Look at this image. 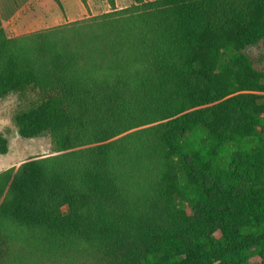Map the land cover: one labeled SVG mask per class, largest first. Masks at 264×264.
<instances>
[{
  "label": "trees",
  "instance_id": "16d2710c",
  "mask_svg": "<svg viewBox=\"0 0 264 264\" xmlns=\"http://www.w3.org/2000/svg\"><path fill=\"white\" fill-rule=\"evenodd\" d=\"M108 2L0 28V100L52 146L0 172V264H264V0Z\"/></svg>",
  "mask_w": 264,
  "mask_h": 264
},
{
  "label": "rangeland",
  "instance_id": "374dc122",
  "mask_svg": "<svg viewBox=\"0 0 264 264\" xmlns=\"http://www.w3.org/2000/svg\"><path fill=\"white\" fill-rule=\"evenodd\" d=\"M87 17L97 16L111 11L108 0H84ZM115 9H123L133 4V0H113ZM152 1V0H145ZM244 53L251 60L256 70L264 66V48L262 42L249 46ZM17 97L10 96L0 100V151L6 149L5 154H0V172L16 167L34 156H47L52 153L51 141L48 135H41L31 139L21 138L13 123V115L16 111ZM181 208V207H180ZM179 208V209H180ZM183 210L190 214L191 210L185 203ZM249 264H260L257 248L250 250Z\"/></svg>",
  "mask_w": 264,
  "mask_h": 264
},
{
  "label": "crops",
  "instance_id": "0c3cea01",
  "mask_svg": "<svg viewBox=\"0 0 264 264\" xmlns=\"http://www.w3.org/2000/svg\"><path fill=\"white\" fill-rule=\"evenodd\" d=\"M0 0V28L10 37L86 18L81 0Z\"/></svg>",
  "mask_w": 264,
  "mask_h": 264
}]
</instances>
